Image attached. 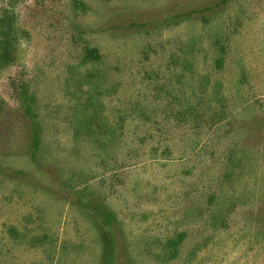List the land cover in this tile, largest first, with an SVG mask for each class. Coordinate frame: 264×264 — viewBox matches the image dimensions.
Listing matches in <instances>:
<instances>
[{
    "label": "rangeland",
    "instance_id": "rangeland-1",
    "mask_svg": "<svg viewBox=\"0 0 264 264\" xmlns=\"http://www.w3.org/2000/svg\"><path fill=\"white\" fill-rule=\"evenodd\" d=\"M0 25V264H264V0H0Z\"/></svg>",
    "mask_w": 264,
    "mask_h": 264
},
{
    "label": "trees",
    "instance_id": "trees-1",
    "mask_svg": "<svg viewBox=\"0 0 264 264\" xmlns=\"http://www.w3.org/2000/svg\"><path fill=\"white\" fill-rule=\"evenodd\" d=\"M1 30H2V26L0 25V33H1ZM26 111L29 114L31 118V123H32V138H31L30 156H31V159L34 160L36 159V153L40 147V141H41L40 124L36 119L37 118L36 115L30 110L29 106H26Z\"/></svg>",
    "mask_w": 264,
    "mask_h": 264
}]
</instances>
